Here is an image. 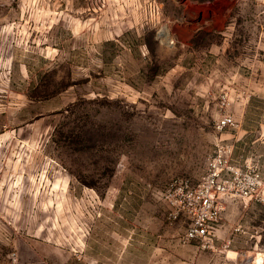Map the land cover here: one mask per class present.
<instances>
[{"label": "rangeland", "instance_id": "rangeland-1", "mask_svg": "<svg viewBox=\"0 0 264 264\" xmlns=\"http://www.w3.org/2000/svg\"><path fill=\"white\" fill-rule=\"evenodd\" d=\"M261 123L264 0H0V264H264V201L180 192Z\"/></svg>", "mask_w": 264, "mask_h": 264}, {"label": "built area", "instance_id": "built-area-1", "mask_svg": "<svg viewBox=\"0 0 264 264\" xmlns=\"http://www.w3.org/2000/svg\"><path fill=\"white\" fill-rule=\"evenodd\" d=\"M234 125L233 116L225 113L217 119L214 127L222 131ZM232 155V144L216 145L198 183L180 184L181 201L192 216L187 238L211 236L210 228L219 220L225 199L264 201V173L255 167L236 164Z\"/></svg>", "mask_w": 264, "mask_h": 264}, {"label": "crops", "instance_id": "crops-1", "mask_svg": "<svg viewBox=\"0 0 264 264\" xmlns=\"http://www.w3.org/2000/svg\"><path fill=\"white\" fill-rule=\"evenodd\" d=\"M263 128H264V123H261L260 124V135L262 136L263 135V133H264V131H263ZM222 143H224V142H222ZM228 143V142H227ZM232 144V143H231ZM233 145V144H232ZM262 173H264L263 171H261ZM234 200V199H233ZM239 201H241L242 203H244V205H247L248 203H250V202H253V201H255V200H241V199H239Z\"/></svg>", "mask_w": 264, "mask_h": 264}, {"label": "bare ground", "instance_id": "bare-ground-1", "mask_svg": "<svg viewBox=\"0 0 264 264\" xmlns=\"http://www.w3.org/2000/svg\"><path fill=\"white\" fill-rule=\"evenodd\" d=\"M254 258H255V260H257L260 258V256L256 254V256Z\"/></svg>", "mask_w": 264, "mask_h": 264}]
</instances>
